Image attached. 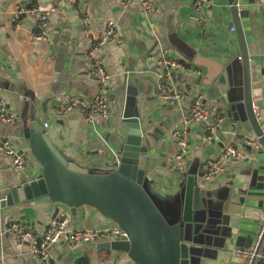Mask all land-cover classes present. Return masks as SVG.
Segmentation results:
<instances>
[{
	"label": "crops",
	"instance_id": "1",
	"mask_svg": "<svg viewBox=\"0 0 264 264\" xmlns=\"http://www.w3.org/2000/svg\"><path fill=\"white\" fill-rule=\"evenodd\" d=\"M150 1L158 14L145 13L139 0L128 7L122 0H0V100L18 116L14 123L0 124V137L28 153L25 170L15 169L8 157L0 158V195L43 173L42 161L24 137L27 127L46 134L67 160L92 173L108 174L124 143L121 120L135 115L149 148L143 189L170 227L180 230L191 264H246L236 253L252 251L264 215V144L248 117L241 48L229 0H215L205 8L203 23L192 19V0ZM18 6L49 13L46 40L33 41L39 32L37 17L14 19ZM238 12L249 56L253 109L264 137V0H240ZM110 21L122 43L107 42L96 52L112 75L110 116L96 118L93 125L80 113L57 117L53 108L66 97L91 100L98 93L88 52ZM165 54L190 68L181 79L192 94H203L220 116L211 140L205 139L204 125L191 126L184 169L171 168L170 161L179 151L173 132L189 103L158 100L159 63ZM224 70L226 87L219 83ZM228 146L239 149L243 158L228 160L221 174L202 182L205 165ZM190 174L198 177L203 208L195 211L191 223L180 225L181 190ZM61 214L69 217L71 231L119 226L94 205L82 204L73 215L68 205L49 197L28 201L0 213V264H37L30 243L19 246L14 222L43 236ZM93 245L60 242L48 252L56 264H138L128 253Z\"/></svg>",
	"mask_w": 264,
	"mask_h": 264
},
{
	"label": "water",
	"instance_id": "2",
	"mask_svg": "<svg viewBox=\"0 0 264 264\" xmlns=\"http://www.w3.org/2000/svg\"><path fill=\"white\" fill-rule=\"evenodd\" d=\"M229 4L240 42L248 117L264 144L263 130L258 124L251 99L249 56L238 22L237 0H229ZM219 83L223 87L229 83L227 70L221 73ZM120 133L124 136V143L119 159L114 162L113 172L95 174L67 160L46 134L32 133L27 127L24 137L31 141L33 152L42 161L44 170L36 179H23L0 195V213L42 197L68 205L73 215L82 204L94 205L115 220L128 237L99 243L93 248L128 253L138 264H191L190 248L181 240L180 230L170 227L143 189L149 148L140 117H124ZM181 199L180 225L191 223L195 211L203 208L196 175L187 176ZM255 264H264V253Z\"/></svg>",
	"mask_w": 264,
	"mask_h": 264
},
{
	"label": "built area",
	"instance_id": "3",
	"mask_svg": "<svg viewBox=\"0 0 264 264\" xmlns=\"http://www.w3.org/2000/svg\"><path fill=\"white\" fill-rule=\"evenodd\" d=\"M132 1L133 0H122V4L128 7L131 5ZM139 1L145 13L152 15L159 13V9L150 0ZM214 1L215 0H192V19L197 23H203L205 21L203 11L205 8L212 6ZM236 6L239 8L240 0H237ZM22 16L37 17V28L39 32L33 36V41L47 39L49 27L48 12L41 11L36 6H18L14 14V19L18 21ZM110 41L118 44L122 43V38L117 32L114 21L108 22L104 34L93 43L88 52V57L92 60L89 73L92 78L98 79V93L91 100L78 97H66L59 105L53 108L57 117L80 113L89 124L93 125L96 122V118L105 119L110 116L112 75L96 57L97 50ZM159 65L162 71L160 73L161 81L158 85V100L161 103L178 105H182L186 102L189 103V108L181 124L173 132V136L178 143L179 151L170 161L171 168L184 169L190 152L191 126L204 125L208 132L205 139L211 140L215 138L217 133V124L220 121V116L217 109L207 103L203 94H192L189 89V83L181 79V75L190 70L186 64L165 54ZM195 74L201 76L202 72L200 70H195ZM17 119L18 116L9 110L7 103L0 100V124H11L17 121ZM46 126H48V124ZM27 155L28 153L20 150L11 139L0 137V158H10L15 169L25 170L27 168ZM241 158H243V154L239 149L233 146L226 147L218 157L205 165L201 181L207 182L216 175L221 174L228 160ZM69 224V217L65 214H61L51 220L47 232L43 236L36 235L29 225L21 221L13 223L12 231L20 247L26 242L30 243L31 254L36 259L37 264H56L51 260L48 250L51 246L57 245L60 242L68 244L80 242L96 245L128 237L126 231L120 226L108 229L71 231L69 229ZM263 242L264 215L260 221L256 244L252 251H237L236 254L246 258V264H255L256 260L262 256L261 246Z\"/></svg>",
	"mask_w": 264,
	"mask_h": 264
}]
</instances>
